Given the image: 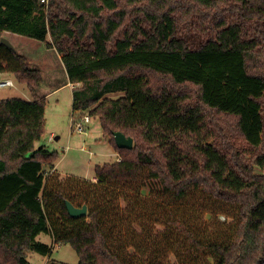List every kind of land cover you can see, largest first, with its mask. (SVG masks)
Returning a JSON list of instances; mask_svg holds the SVG:
<instances>
[{
	"label": "trees",
	"instance_id": "trees-1",
	"mask_svg": "<svg viewBox=\"0 0 264 264\" xmlns=\"http://www.w3.org/2000/svg\"><path fill=\"white\" fill-rule=\"evenodd\" d=\"M46 1L0 0V40L50 36L78 85L74 112L99 119L119 159L96 166L97 183L54 171L49 186L46 169L59 154L36 147L45 134L43 75L0 44V71L34 98L0 101V264L50 255L41 234L71 245L79 264H172V255L173 264H264V0ZM116 132L134 148L120 149ZM141 178L176 201L201 189L237 205V221L203 239L197 210L162 217L141 209L144 195L110 190ZM120 198L125 208L113 205ZM67 202L88 215L72 218Z\"/></svg>",
	"mask_w": 264,
	"mask_h": 264
},
{
	"label": "rangeland",
	"instance_id": "rangeland-1",
	"mask_svg": "<svg viewBox=\"0 0 264 264\" xmlns=\"http://www.w3.org/2000/svg\"><path fill=\"white\" fill-rule=\"evenodd\" d=\"M9 37L12 44L16 46L17 52L29 58L32 63L30 66L41 71L44 82L40 86L39 94L51 92L69 81L64 64L58 57L59 53L47 45L51 41L50 36L46 42L14 33H10ZM9 78L14 85L0 88V101L13 98L31 100L32 93L27 84L19 82L14 75L0 73V81H6ZM118 96L110 97L117 98ZM84 117L85 115L81 112L73 110L72 88L65 86L58 89L46 98L45 134L36 147L44 146L50 151L58 152L59 160L56 166L59 172H56L59 173L62 180L67 177H77L85 179L89 183H97L96 166L115 163L119 159V153L104 137L99 119L90 117L91 121L85 125V133L79 132L75 128L73 130L74 123L75 126L78 123H85ZM53 173V170L46 169V178L49 179ZM47 184L51 185L50 179L47 180ZM111 189H116L119 194L144 195L146 199H149L140 202L141 209L147 210L146 208L149 207V210H155L162 217H168L170 212L176 211L180 207L186 210H197L198 214H196L195 220L200 224V234L203 239L217 238L225 231L226 227H230L231 224L233 226L237 221L236 212L239 206H227L219 203L206 196L201 189L193 191L183 201L172 199L171 194L158 183H147L146 186L142 178L136 182L112 184ZM113 202L114 206L120 205L125 208L123 198ZM147 212L149 213V211ZM156 227L162 232L166 230L164 223H160ZM37 241L50 245L52 253L45 256L29 252L28 261L30 264H51L52 262L79 264L80 258L71 245L55 244L54 239L48 234L39 235ZM119 244L122 247L125 244L128 246L125 238H120ZM127 246L124 247L125 253L136 255L134 248ZM180 249L183 250L184 247ZM170 259L172 264L177 263L174 255Z\"/></svg>",
	"mask_w": 264,
	"mask_h": 264
},
{
	"label": "water",
	"instance_id": "water-1",
	"mask_svg": "<svg viewBox=\"0 0 264 264\" xmlns=\"http://www.w3.org/2000/svg\"><path fill=\"white\" fill-rule=\"evenodd\" d=\"M0 44L8 47L11 50H15L14 45L6 38L2 37L0 40ZM117 146L120 149H133L134 148V140L131 137H126L122 132H116L114 135ZM67 210L69 215L74 218H82L88 215V207L84 205L82 208H78L74 206L71 202H67Z\"/></svg>",
	"mask_w": 264,
	"mask_h": 264
},
{
	"label": "crops",
	"instance_id": "crops-1",
	"mask_svg": "<svg viewBox=\"0 0 264 264\" xmlns=\"http://www.w3.org/2000/svg\"><path fill=\"white\" fill-rule=\"evenodd\" d=\"M11 32H5L4 33V37H6L11 43H12V41L10 40V37H9V34H10ZM51 41H49V43H50ZM14 45V44H13ZM14 47H16V46H14ZM17 50V49H16ZM52 50H55L54 48H52ZM58 57L62 60V56L60 55V54H58ZM28 58V57H27ZM28 60H29V58H28ZM29 64L31 65L32 63L30 62V60H29ZM6 66V65H5ZM32 67V66H31ZM65 67V66H64ZM34 68V67H33ZM66 70V69H65ZM0 73H3V74H8V75H14L15 76V74L14 73H12V72H10V71H7V70H4V71H0ZM16 77V76H15ZM67 78H68V80H69V77H68V75H67ZM8 80H11L10 78L8 79ZM12 81V80H11ZM43 82H44V80H43ZM42 85V84H41ZM65 86H70L71 88H72V91H73V89L77 86L76 84H72V83H70V80L66 83V84H64L62 87H65ZM62 87H59V88H56L55 90H53V91H51V92H47V93H45V94H39V90H40V87L37 89V96L38 97H40V99H46L47 97H49L50 95H52L55 91H57L58 89H60V88H62ZM14 99V98H13ZM29 102H33L34 101V98H33V96L31 97V100H28ZM74 130V129H73ZM83 133H85V131L83 132ZM53 136V135H52ZM53 171H58V168H57V166L55 167V169L53 170ZM59 172V171H58ZM96 178V177H95ZM94 179V178H93ZM97 179V178H96Z\"/></svg>",
	"mask_w": 264,
	"mask_h": 264
},
{
	"label": "built area",
	"instance_id": "built-area-1",
	"mask_svg": "<svg viewBox=\"0 0 264 264\" xmlns=\"http://www.w3.org/2000/svg\"><path fill=\"white\" fill-rule=\"evenodd\" d=\"M44 2H45V0H44ZM13 86L14 85V83H13V81H11V80H6V81H0V88H2V87H4V86ZM91 121V118L89 117V116H85L84 117V122L85 123H78V125H76L75 126V123H74V127H73V129L75 128L77 131H79V132H84L85 131V125L87 124V123H89Z\"/></svg>",
	"mask_w": 264,
	"mask_h": 264
}]
</instances>
